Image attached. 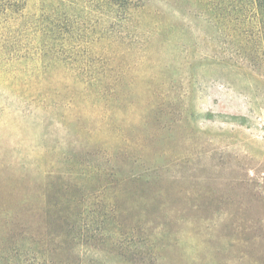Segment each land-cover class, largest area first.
Here are the masks:
<instances>
[{"label":"rangeland","instance_id":"1","mask_svg":"<svg viewBox=\"0 0 264 264\" xmlns=\"http://www.w3.org/2000/svg\"><path fill=\"white\" fill-rule=\"evenodd\" d=\"M68 7L0 0V264H264V77Z\"/></svg>","mask_w":264,"mask_h":264},{"label":"trees","instance_id":"2","mask_svg":"<svg viewBox=\"0 0 264 264\" xmlns=\"http://www.w3.org/2000/svg\"><path fill=\"white\" fill-rule=\"evenodd\" d=\"M67 7L75 9L84 7L95 13L97 18L105 17L110 21L108 31H115V27L121 25H133L140 16V31L146 41L150 37L158 36L164 31L187 32L195 31L198 36L189 44L187 63L196 60L209 61L227 65L231 69H237L240 73L253 77H264V0H61ZM60 2V1H57ZM68 7V8H69ZM140 9V11H139ZM168 13L177 14L178 18L167 16ZM65 22L60 19L54 20V25L66 29ZM99 25L98 19L95 23ZM193 33V35L195 34ZM62 33L59 35L49 34L40 36L42 49L50 54L55 40L63 43L67 42ZM122 32L97 33L91 45L94 44L98 50L101 43L110 44L121 39ZM128 38V37H127ZM67 44V43H66ZM62 44L58 49H62ZM95 49V50H96ZM195 49L196 54H191L190 50ZM72 51L74 49L71 47ZM53 51V50H50ZM60 53V57L58 54ZM67 52L55 51L54 57L60 62H76L72 57L78 56L85 65V57L88 50L79 49L75 55H65ZM65 57L63 58L62 56ZM99 56V55H97ZM95 58L97 64L105 63L110 59V53L105 52ZM57 63V64H58ZM94 63V62H93ZM104 69V68H103ZM104 71L95 72L94 78L90 75L89 86L100 84Z\"/></svg>","mask_w":264,"mask_h":264}]
</instances>
